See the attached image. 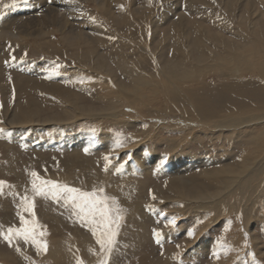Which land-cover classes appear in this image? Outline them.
I'll use <instances>...</instances> for the list:
<instances>
[{
  "label": "bare ground",
  "instance_id": "6f19581e",
  "mask_svg": "<svg viewBox=\"0 0 264 264\" xmlns=\"http://www.w3.org/2000/svg\"><path fill=\"white\" fill-rule=\"evenodd\" d=\"M195 1L197 8L201 9L210 0ZM27 5L17 13L8 12L7 17L0 22V77H17V75L5 74L6 69L1 72L2 62L7 59L12 67L17 68L16 60L19 56L34 47L47 58L45 62L50 70L46 73H42L40 68L32 72L26 71L25 74H30L29 77L33 79L26 84L31 89L37 88L42 93L61 96L68 106L80 105L85 111L84 102L89 103L97 96L110 97V111L106 112L104 108L96 110L93 107V117L101 121H110L109 118H117L125 114L122 112L118 114L120 108H128L130 112L137 107L144 108L145 96L142 91L148 89L152 96L157 98V104L165 107L167 113L173 114L172 121L185 125L186 129L183 125H180V128H173L172 125L167 124L172 131L169 135L177 131L187 132L181 141L184 142L183 146L173 149L166 146L170 153L172 150L185 151L188 143L191 148L194 147L193 145H202L200 150L204 152L206 146L203 145V141H208L211 136L217 137L232 131L235 135L232 152H222L225 139H221L220 144L217 145L216 160H221V165H216V162L209 160L211 164L208 166L205 157L201 155L202 152L195 154L192 158L196 163L178 166L177 163L171 162L172 172H165V177L169 179L177 176V178L165 180L163 187L158 190L160 193L158 196L165 193L167 187L173 188L176 203L180 201L182 205H185V211H178L181 213L179 215L185 219L188 217L186 213H213L215 217L201 228L203 231L224 215H227V218L234 216L245 226L249 220L255 216L258 217L253 209H260L262 213L259 218L264 219V42H258L255 39L258 47H250L248 50H241L230 55L229 59L236 64H240V58L245 55H252V60L247 62L244 68L231 62L225 69L220 68L219 74L217 69L212 67L211 73L219 77L214 79L197 75L194 77L190 73L193 67L185 56L189 48L193 47L198 58L204 60L202 48L196 42L197 36L201 37L204 34L202 32L204 29L207 30L206 35H212L211 38L218 41L225 49L233 50L239 43L236 40L224 38L221 34L218 37L216 33L210 32L213 26L219 25L217 24L219 20L206 12H195L192 0H161L160 2L159 0H31L29 6ZM239 8L252 11L254 5L252 0H243ZM256 16H264V8L260 9ZM161 28L166 29V32L160 39ZM189 31H193L196 37L189 39L187 36ZM245 40L250 43L248 37ZM167 48H171V54L166 53ZM149 50H164L162 54L165 55V59L160 60L155 51ZM60 66L67 70H76L58 72L57 69ZM150 67L155 71V76L149 74ZM244 69H248L252 77H245ZM197 74L200 75V72ZM46 77H53L51 78L53 80ZM73 77H85V82L73 83ZM153 77H160L161 82ZM75 85H80L84 89L83 94L76 93L71 87ZM208 85L216 90L213 91V88ZM14 105L12 111L1 108L3 109L0 111L2 126L17 127L25 116V109L32 107L34 102L28 98ZM147 113L142 112L138 116L145 118ZM148 117H152L151 120L160 124L157 117ZM160 129L162 130L163 126H160ZM188 130L202 133L199 140L202 144L198 143L196 138L191 140L189 138L191 133ZM142 133L146 134L148 139L152 136L148 130H143ZM241 135L248 137V148L238 145ZM0 137V139L4 137L1 127ZM98 138L114 149L115 156L124 153L125 158L129 157L138 165L149 160L150 155L140 154L138 157L136 154L140 151H133L140 140L136 135L126 137L130 145L128 146L122 139L115 142L114 135L103 127L99 130ZM1 146L2 142H0ZM73 151L77 152L78 156L82 153L80 148L78 151ZM3 156V150L0 148V210L2 211L7 207L2 202L3 196L10 194L5 189L6 181L10 180L8 182L10 185L7 184L8 190H11L14 195L17 194V197H21V194L17 193V180L11 176L16 174V166L7 156L4 157L6 160H2ZM151 162L152 165L157 164V158L152 157ZM59 163L62 165L60 172H66L67 177L57 175L55 179L61 178L64 181L63 184L71 181L77 187L76 184L81 182V179L76 177L77 172H80L78 165L73 160H59ZM196 166L199 171L196 175H192L195 177L190 181L184 169ZM82 177L88 180L85 172ZM30 182L33 187H36L32 180L27 181L26 185ZM125 182L128 180H121V183ZM82 188L88 191L93 186ZM62 189H52L51 195L55 196V205L45 201L40 204L47 209L45 212L31 216L20 205L18 211L21 212L17 213L14 209L12 213L14 215L11 218H4V222L10 224L12 219L19 220L21 218L19 214L25 212V216L21 214L22 219L31 224L37 223L42 239L35 245L26 244L24 241V243L18 242L22 244H18L17 241L10 244L9 249L12 252L11 254L0 252V264H37L25 254V250L22 249L24 244L25 247L36 251L45 264H93L98 259L107 244L111 229L101 223L99 226V223L95 222V229L88 228L90 234L86 235L85 232L79 231L77 222L74 227L63 224V218L59 215L55 216L51 211V209L56 210L59 200H64L66 197ZM23 190L20 191L23 194L31 192L29 187ZM68 197H71L75 204L73 206L75 217L78 216V211L83 209L90 212L81 199L72 197L70 193ZM35 202H31L30 205ZM12 203L18 204V200L14 199ZM120 203L132 211L137 202L133 198L123 197ZM149 208L151 211L152 207ZM94 212L96 211L93 210L90 213ZM94 216L97 218L96 221H99L100 216ZM132 222L135 221L132 220ZM201 233L195 235L190 231L188 236L182 239L183 242L179 241L180 243L177 244L178 247H183L185 244L180 251L184 250L187 253L198 244L199 249L204 253L208 252L207 243L209 241L211 246L215 245L214 239L198 240ZM243 236L245 244H252L254 238L247 228L244 229ZM228 239L223 237L222 246L226 248L224 251L229 249V243L223 244ZM121 246H118L116 251L124 252ZM230 258L227 255L222 257L224 264H228L227 261ZM223 261L216 260L212 263L223 264Z\"/></svg>",
  "mask_w": 264,
  "mask_h": 264
},
{
  "label": "rangeland",
  "instance_id": "374dc122",
  "mask_svg": "<svg viewBox=\"0 0 264 264\" xmlns=\"http://www.w3.org/2000/svg\"><path fill=\"white\" fill-rule=\"evenodd\" d=\"M252 2L254 5L252 11H245L239 8L243 0H210L201 9L197 8L196 1L192 0L195 12H206L219 20L217 22L219 25L213 26L210 32L216 33L218 37L221 34L224 38H230L239 43L238 47L233 50L225 49L218 41L211 38L212 35H206L207 30L204 29L202 31L204 34L201 37L197 36L196 39L204 53V60L198 58L193 47L189 48L185 56V59L193 67L190 73L194 77L197 75L198 77H212L214 79V77L219 76L211 73L212 67H215L219 74L221 72L220 68L225 69L230 66L231 62L244 68L246 63L252 60V55H245L240 58V64H236L232 59H229L232 53L248 50L250 47H258L254 41L255 39L258 42H264V16H256L259 14V10L264 8V0H252ZM30 3L31 0H0V4L3 5H0V22L9 13L13 11V13H17L19 10H23L27 4L29 6ZM165 32L166 29L161 28L160 39L164 37L163 33ZM187 36L191 39V37H196V34L193 31H189ZM246 37H248L250 43L245 40ZM170 50L171 48H167L166 53L170 52L169 54H171L172 50ZM149 51H155L160 60L165 59V55L162 54L165 52L164 50ZM45 61H47V58L41 51L35 50L33 47L19 56V59L16 60L17 68L12 67L7 59L2 62L3 69L1 72L6 69L5 74L17 75V77H0V111L6 108L12 111L16 102L19 103L28 98L34 102V105L25 109V116L17 127H4L1 125L2 120H0L1 131L4 134V137L0 139V142H2L0 148H2L4 154L2 160H6L4 157L7 156L9 160L14 162L16 174H11V176L17 180V193L21 194L20 198L17 197V194H12V191L8 190L7 186V184L10 185L8 183L10 180L6 181L5 189L10 194L3 196L2 202L7 207L3 211L0 210V252L11 254L12 251L9 249V245L16 241L17 243L24 241L26 244L31 243V245L41 242L42 234L37 223L31 224L27 220L25 222L22 219V215L25 216V212L19 214V217H21L19 220L12 219L13 222L10 221V224H6L4 218H11L15 210H17V213L21 212L18 211L20 205L31 216H35L39 212H45L47 209L40 204L45 201L55 205V196L51 195V193L53 190H61L63 188L62 193L66 197L64 200H59L56 210L51 209L55 216L59 215V217L63 218V224L74 227L77 222L79 231L85 232L86 235L90 234L88 228L92 229L95 226V222L99 223V226L102 224L111 229V234H108L107 244L93 264H213L212 262L216 260L217 262L218 260L223 261L222 257L225 255L231 257L227 261L228 264H264V219L259 218L262 213L260 209H253L258 217L255 216V218L249 220V223L246 224L247 226H244L234 216L227 218V215H224L215 224L208 226L207 231H203L201 228L215 217L213 213H186L188 217L184 216L186 217L185 219L179 215L181 214L180 212L185 211V205H182L180 201L176 203L173 188L167 187L166 192L158 196L160 194L158 190L163 187L165 180H176L177 178V176H175L176 178L171 177L173 179L165 177V172H172L170 163H177L178 166L196 163L192 158H194L195 154L202 152L200 149L203 146L193 145L194 147L192 146L193 148H191L188 143L185 151L172 150L171 153L166 149V146L172 149L183 146L184 142L181 141H183V137L187 133L183 130L182 132L177 131V133L169 135L172 131L168 128V125H172L173 128H180L182 125L185 128V125L172 121L173 114L167 113L165 107L157 104V98H154L148 89H143L142 91L145 96V109L137 107L136 110L130 112L128 108H120L118 114L120 115L121 112L125 114L117 118H109L110 121H101L93 117V107L96 110L104 108L106 112L110 111V97L100 98L97 96L92 98L89 103L84 102L85 111L80 105L68 106L61 96L53 93H42L37 88L31 89L26 84L33 80L32 77H29L30 74H25L26 71L32 72L37 70L36 68H40L42 73H46L50 70ZM14 69L15 71H13ZM57 70L58 72H66L75 71L76 69L67 70L60 66ZM148 70L150 75H156L153 68L150 67ZM197 72H200V75ZM202 72L205 73L203 74ZM250 74L248 69H244L245 77H252ZM46 78L51 79L53 77ZM57 78L59 79L60 77ZM84 78L73 77L72 82L82 83L85 82ZM153 78L161 82L160 77ZM213 81L215 80H211V82ZM62 84L64 83L62 82ZM208 86L213 88L211 85ZM71 87L79 95L83 94L84 89L80 85ZM215 90L213 88V91ZM126 105L131 106L129 104ZM113 112H115L114 109ZM142 112H148L145 118L138 116ZM148 116L157 117L160 120V124L156 123L155 120H151L152 117ZM160 126H163L162 130ZM103 127L104 130H109L114 135L115 142H119L122 139L128 145L126 140L128 135L138 136L140 139L139 144L133 151H140L137 154L135 152L138 157H140V154L143 156L150 155L148 157L149 160L138 165L129 157L125 158L123 156L124 153L113 155L114 149L102 143L98 138L99 130H102ZM143 130H148L152 134L150 139H148L146 134L142 133ZM188 131L191 133L189 136L191 140L196 138L197 142L202 144L199 141L202 133ZM234 138L233 132L227 131L224 135L211 136L208 141H203V145L206 147L201 155L205 157L208 166L211 164L208 162L209 160L216 162V165H221V160H216L218 157L216 154L217 145L220 144V140L225 139V147L222 152H232ZM248 141L249 139L246 135H241L238 139V145L248 148ZM144 146L148 148H144ZM74 147L81 149L80 153H82L80 156L73 151H78ZM152 157L153 159L157 158V164L152 165ZM59 160H73L78 165L80 172H77L76 177L81 179V182L76 185L79 189L71 181L68 184H63L64 181L61 178L55 179L57 175H65L67 177L66 172H60L62 165ZM184 170L187 171L188 178L191 181L195 177L196 172L199 171V168L198 166L187 167ZM84 172L88 180L82 177ZM193 174L195 175L192 176ZM122 179L128 180V182L121 183ZM29 180L34 181L33 183L36 187H33L31 182L26 185ZM89 186H93V188L88 191L82 188ZM25 187H29L31 192L21 193L20 191L23 189L25 191ZM69 193L72 197L76 196L83 203L85 202V207L88 210L90 209V212H93V210L96 212L90 213L83 209L78 211V216L75 217L73 215V211L75 212V207L73 208V206L75 204H73L71 197H68ZM123 197L127 199L133 198L137 202L132 211L126 205L120 203ZM14 199L18 200V204L12 203ZM34 201H36V205L34 203L30 205ZM87 202L88 204H86ZM150 206L152 207L151 211ZM93 214L100 216L98 218L99 221H96L97 218ZM132 220L135 222H132ZM245 228L254 238L252 244H245L243 236ZM190 231L195 235L202 232L198 240L202 238L214 239L215 245L211 246L208 241L209 250L206 253L199 249L200 246L198 244L194 245V249L188 251V254L184 250L180 251L181 248L185 247V244L183 247H178L177 244L186 238ZM141 233H144V235H141ZM223 237L229 238L223 243H229V249L226 251H224L226 248L222 246ZM43 240H46V238H43ZM24 245L22 249L25 250V254L28 257L35 260L37 264H45L40 260V255L36 254V251ZM118 246H121L124 252L116 251ZM2 247H4V250ZM172 250L176 252H172Z\"/></svg>",
  "mask_w": 264,
  "mask_h": 264
}]
</instances>
